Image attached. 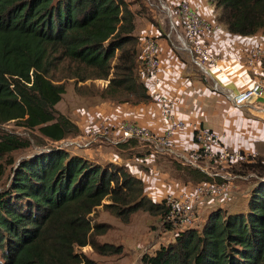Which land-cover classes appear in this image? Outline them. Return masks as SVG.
Segmentation results:
<instances>
[{
    "label": "trees",
    "instance_id": "trees-1",
    "mask_svg": "<svg viewBox=\"0 0 264 264\" xmlns=\"http://www.w3.org/2000/svg\"><path fill=\"white\" fill-rule=\"evenodd\" d=\"M208 1L227 33L264 34V0ZM135 29L136 13L127 0H0V182L4 157L31 144L8 130L7 122L53 141L81 132L56 108L66 86L50 76L55 61L68 62L72 78L105 81L104 101L136 107L154 100ZM139 142L132 138L118 146ZM240 167L243 175L253 172L259 179L248 211L217 206L202 226L180 230L166 246L146 252L140 264H264V156ZM183 169L187 182L212 180L198 168ZM13 173L0 191V264H102L81 248L90 245L103 256L124 250L99 240L107 224L94 221L97 208L124 221L141 210L164 221L170 210L166 199L158 202L147 193L146 182L127 163L102 165L66 148L26 158Z\"/></svg>",
    "mask_w": 264,
    "mask_h": 264
},
{
    "label": "rangeland",
    "instance_id": "rangeland-1",
    "mask_svg": "<svg viewBox=\"0 0 264 264\" xmlns=\"http://www.w3.org/2000/svg\"><path fill=\"white\" fill-rule=\"evenodd\" d=\"M127 1L130 4V8L136 13L137 25V19L145 7H147L148 0ZM156 11L158 14L161 13L164 16L167 28H169L166 13L161 9ZM51 67L50 76L52 79L55 82H63L66 86V93L56 105V108L59 112L71 117L78 124L81 135L77 137L69 136L64 139L65 141L57 142L45 137L37 130L22 126L17 121L7 122L4 126L8 130L28 138L31 144L23 149L12 152L10 156L4 157L3 162L6 165V174L0 182V191L9 187L14 175L13 170L20 161L58 146L65 147L74 154L85 155L102 165L111 161L130 164L131 168L136 172L145 173L148 178L150 177V182L154 183L155 188L158 190L157 193L160 192L156 196L158 202L162 201L168 193L182 195L185 191L191 190L197 185L193 182H187L190 176L183 167L187 166L188 161L186 158L181 157L178 152L168 154L156 151L155 143L144 140H140L138 145L134 147H119L115 142L120 139V134L117 137L113 136L110 138L97 136L96 133L90 134L91 129H100L107 121H111L103 118L104 112L101 113L99 110L93 109L97 104H101L104 101L100 93L106 84L105 81H80L78 78H72V72L68 71L69 65L66 61H55V64ZM255 151H257L259 157L264 156V151H260L259 149ZM234 167V170H237V172L242 170L239 164H235ZM225 170L226 168H222L220 164L217 167H210V171L220 174H224ZM247 174V178L235 179L234 184L231 185L232 188L225 194L217 195L216 197L212 196L213 194H206L202 202L196 203V218L193 226H202L208 214L217 206L226 207L229 213L248 211L250 196L256 188L259 179L257 178V174L253 172ZM96 211L93 214L94 221L107 224L106 232L99 236L101 243L111 242L115 245H121L124 250L121 254L103 256L94 251L90 245L81 248L92 259L102 264H140L146 252L155 253L160 246H166V244L172 242L177 232L183 230L181 226L167 229L162 215H153L147 210H141L132 214L130 219L126 221L102 206L97 208Z\"/></svg>",
    "mask_w": 264,
    "mask_h": 264
},
{
    "label": "crops",
    "instance_id": "crops-1",
    "mask_svg": "<svg viewBox=\"0 0 264 264\" xmlns=\"http://www.w3.org/2000/svg\"><path fill=\"white\" fill-rule=\"evenodd\" d=\"M167 1L173 5L189 2L212 23L213 30L204 39L217 57L213 74L221 88L216 90L206 83L190 54L171 49L165 37L168 29L164 16L145 7L137 19V34L142 41L146 36L156 37L162 57V70L158 78L146 76L145 81L153 97L157 92H165L173 115L186 121V127L173 139L178 154L181 157L189 156L195 149V125L220 133L226 146L264 151V97L256 100L249 109L242 110L226 96L229 91L240 93L249 89L258 81L264 84V59L254 66L247 63L251 50L264 46V34L239 36L227 33L217 24L215 8L208 0ZM93 109L104 112L103 118L108 120L121 122L130 119L159 134L169 125L168 115L155 100L136 107L103 101ZM131 170L143 178L145 190L158 201L156 196L160 192L157 193L150 177Z\"/></svg>",
    "mask_w": 264,
    "mask_h": 264
},
{
    "label": "built area",
    "instance_id": "built-area-1",
    "mask_svg": "<svg viewBox=\"0 0 264 264\" xmlns=\"http://www.w3.org/2000/svg\"><path fill=\"white\" fill-rule=\"evenodd\" d=\"M147 4V8L152 11L161 9L166 13L169 28H167L165 37L171 49L190 54L192 62L199 69L206 83L216 90H221L213 74V67L217 66V57L204 39L205 35L212 32V23L201 15L200 10L195 5L192 6L189 2L182 1L179 4L172 5L166 0H148ZM159 45L158 39L154 36H146L141 43L145 70L144 78L148 76L151 79H157L160 75L162 57ZM263 59L264 46H257L251 50L247 63L254 66ZM226 96L236 107L247 110L246 108L249 109V106L256 100L264 97V84L258 81L249 89L240 93L229 91ZM154 100L162 106L164 112L168 115L169 125L162 133L153 132L130 119H124L121 122L107 121L100 129H91L89 133H96L97 136L106 138L117 137L120 134V139L115 142L117 145L132 138L139 141H151L155 143L156 151L168 154L177 153L173 139L186 127V121L173 115L171 109H169V99L165 92H157ZM80 135L81 133L76 137ZM65 138L57 142L65 141ZM194 140L196 142L195 149L190 157L184 156L183 158L188 161L187 165L200 169L209 175L212 180L199 183L182 195L169 193L165 195L164 199H166L170 210L164 224L169 223L173 227L181 226L183 229L193 226L196 218L195 204L202 202L206 194H213L214 197L225 194L232 188L231 185L234 184L235 179L248 177V174L243 175L234 170L235 164L241 166L244 163H254L260 158L255 150L226 146L223 144L220 133L205 126H194ZM57 148L65 149L62 146ZM219 164L222 168H226L224 174L210 171V167H217Z\"/></svg>",
    "mask_w": 264,
    "mask_h": 264
}]
</instances>
